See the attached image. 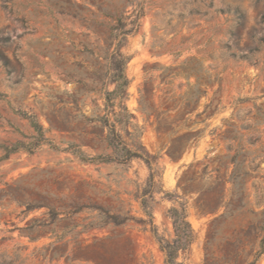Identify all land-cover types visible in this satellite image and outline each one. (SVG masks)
Masks as SVG:
<instances>
[{"label":"rangeland","instance_id":"1","mask_svg":"<svg viewBox=\"0 0 264 264\" xmlns=\"http://www.w3.org/2000/svg\"><path fill=\"white\" fill-rule=\"evenodd\" d=\"M115 26L133 115L117 128L157 156L153 179L138 158L74 153L112 154ZM23 112L49 143L4 158L36 141ZM180 205L178 262L264 264V0H0V264H94L76 250L106 237L125 264H166L153 230L171 241Z\"/></svg>","mask_w":264,"mask_h":264},{"label":"trees","instance_id":"2","mask_svg":"<svg viewBox=\"0 0 264 264\" xmlns=\"http://www.w3.org/2000/svg\"><path fill=\"white\" fill-rule=\"evenodd\" d=\"M141 15V14H140ZM113 30H116L113 33L114 38L118 40L117 48L115 52V60L112 62V71L110 73V80L114 84V88L105 93V107L108 109L107 113L100 117L99 121L104 128L107 129L105 135V141L110 147L112 154L103 156H87L84 155L81 151H75L74 153L79 157L80 160L85 162H127L133 158H138L143 160L150 173L149 179H153L157 174L153 163L155 162L156 155H149L143 148L140 141L138 144L128 145L123 141L121 134L119 132L120 128H117V125H120L122 128L131 124V118L133 117L132 113L128 110L125 99L128 96V86L130 79L126 74V65L129 61V56L123 54L120 51V46L124 42L126 35L131 31L124 30L121 27H113ZM141 95L140 104L142 105ZM119 109L117 112L114 111V107ZM144 111V107H143ZM114 116L112 121H109L108 114ZM22 115L26 117L29 121V124L36 133L34 143H25L23 141H17L12 145L3 146L4 158H6L10 153L18 151L19 149H25L31 152L34 147L39 144L49 143V141L43 136V129L35 117L31 114L23 112ZM134 130L137 131L138 138L141 135V128L137 125H134ZM141 204L147 211L146 200L142 198ZM169 217L172 220L174 238L171 241L164 240L163 238L158 237L157 232L153 230V234L159 242L160 248L165 253V263L166 264H182L176 260L177 253L181 249H185L194 239V231L190 225V222L187 219V213L184 205L179 207H171L168 210ZM109 218L115 224H120L125 222L128 217L120 215H111ZM106 240H113V237H106ZM106 240L95 239L91 244H86L84 246H79L76 250V254L80 260L91 261L94 264H125L117 256V251L114 244H107Z\"/></svg>","mask_w":264,"mask_h":264}]
</instances>
